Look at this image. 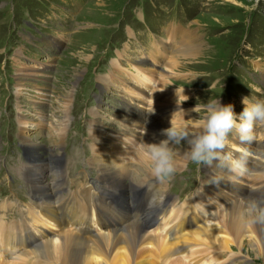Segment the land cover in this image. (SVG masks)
I'll use <instances>...</instances> for the list:
<instances>
[{"label": "rangeland", "instance_id": "rangeland-1", "mask_svg": "<svg viewBox=\"0 0 264 264\" xmlns=\"http://www.w3.org/2000/svg\"><path fill=\"white\" fill-rule=\"evenodd\" d=\"M182 8H185L188 18L180 16ZM156 10L165 15L162 20L170 23L171 28L180 25L188 28L187 31L184 30L185 34L192 33V38L201 49L199 54L201 59L196 60L197 58H187L178 54L183 50L184 34L165 27V23L163 25L155 23L156 35L151 34L153 39L144 40L148 35L144 32L143 36L142 29L145 28L140 26V21H137V17L140 19L142 16L138 14L142 12L144 16L153 20ZM61 13L68 17V24H71L73 29L70 36L68 29L64 30L61 27L63 25L60 24L55 25L53 20ZM67 17H64V20ZM136 25L140 26L136 31L139 30L144 38L139 39V42L134 40L135 32L128 29ZM158 41L165 42L160 46L166 51L172 48L170 49L172 55L168 58L166 56V61L165 57L158 54L159 50H155L152 46ZM139 43L143 44L145 49L148 46L151 48L147 53L143 51L142 53L154 63L148 64L149 73L154 75L141 72L144 65L142 61L130 60L136 57V52H139ZM115 48L124 50L118 52V49L116 54L118 53L120 57L124 54L125 56L123 60L117 59L120 68L119 71H115L117 75L113 78V86H106L101 79H104L113 68L116 60L108 59V56ZM116 54L112 55L116 56ZM257 61L264 63V0H0V221H2L0 235L7 223L15 222L21 229L24 226L30 227L32 219L28 211L36 200L25 180V172L21 169L24 163L29 162L26 146L22 144L21 139L22 116L30 115L33 119L27 125V133L31 135L30 141L46 149L40 153L43 159L50 160L53 151L59 154L55 149L60 139L49 136L47 126L53 125L50 122L61 121L60 117L65 107H67L65 110H69L65 119V125H68L67 136L60 155L63 161L62 168L66 174L64 193L73 195L77 208L70 207V209L77 210L94 203L92 200L96 193L93 191L92 195L87 196L84 190L90 185L99 188V183L96 181L97 173L91 167V158L95 150L90 146L95 127L92 124L96 119L93 113L98 111L102 113V120L106 123L102 132L114 136L115 128L120 125L119 122H114V117L126 111V101L122 91L126 90L125 84L127 89H131L128 83L134 82L135 76L142 78L144 83L141 84L147 87L154 81L150 87L163 99L158 98L156 100L158 105L155 104L153 107L161 109L171 103L169 107L179 108L177 112L174 111L168 116L173 115L172 120L179 124L178 126L184 127L190 139L196 134L195 127L202 124L205 114L203 105L209 99L220 100L222 105H233L237 116L245 107L242 102L245 97H249L250 103L264 99V90L257 89L242 77L241 72L249 65L254 66ZM28 66L36 70H29L28 80L20 81L22 70L29 68ZM254 69V74H262L255 66ZM261 69L264 70V66ZM262 75L264 77V74ZM110 86L112 90L108 91L107 88ZM177 88L184 89V93L182 91L180 94L179 104L178 99L174 100V97H177L175 94ZM128 93L131 96L129 91ZM98 95L100 98L95 99ZM184 95L188 97L186 101ZM166 97L172 99L163 101ZM65 100H67L66 104H64ZM196 104L202 106L200 113L191 111ZM158 122L161 123L160 120L155 123ZM38 123H42L44 128L40 129ZM253 135L255 138L246 143L255 149L259 143H264V126L255 127ZM227 142L225 146L229 154L234 155L233 151L237 152L240 156L239 160L225 161L228 153L225 150L226 155L220 157L218 153V158L211 164L195 163L188 158L181 165H175L174 175L164 182L167 185V193H170L169 202L175 205V211L185 208L183 205L189 201H199L204 198L202 195L204 190L207 192V188L212 185L209 174L213 171L211 168L214 165L221 166L224 174L232 176L233 185L249 187L251 183L257 184L247 170V166L242 164L243 161L252 167L253 160H258L257 156L243 148L233 147ZM20 145L25 151L21 150ZM176 146L185 152L189 150L187 140H182ZM234 162H238V166ZM67 168L69 172L71 171L70 175L67 173ZM159 184L160 182L155 179L141 189L145 191L144 194L152 197L148 205L151 204L149 205L151 208L158 205L156 208L161 210L166 200L157 203L159 198L150 195L151 192L158 194V188L155 186ZM238 192L240 189L236 194ZM134 193L124 194L128 198L127 203L116 204L117 210L123 209L136 214L141 206L138 201L144 198L139 191L135 190ZM2 217H5L7 223ZM152 218L153 215L149 218L150 222L146 223V230L159 234L160 231L155 230L156 219ZM134 219L136 218L127 217L128 221ZM22 221L26 224L24 225ZM92 228L86 230L87 233L83 236H94ZM106 229L112 230L114 227ZM236 248L232 246L234 253L223 251V253L206 255V252L199 253L200 249L206 250L200 247L188 264H196L200 256L203 257L200 260L205 261L206 264L225 262V264H264V249L260 257L252 248H243L242 252ZM182 253H178L180 258L183 256ZM185 255L187 259L189 254L185 253ZM231 255L233 256L230 257ZM230 260L233 263H230ZM180 261L182 262V259ZM8 262L11 261L6 263Z\"/></svg>", "mask_w": 264, "mask_h": 264}, {"label": "bare ground", "instance_id": "bare-ground-1", "mask_svg": "<svg viewBox=\"0 0 264 264\" xmlns=\"http://www.w3.org/2000/svg\"><path fill=\"white\" fill-rule=\"evenodd\" d=\"M186 33L184 32L182 42L183 50L178 54L187 58H197L196 60L201 59L199 45L192 38V33ZM158 59L159 57L157 61ZM147 60L148 63L152 62L150 58ZM125 61L127 60L125 59ZM142 63L144 65L141 72L154 75V73H149L148 64H145V61ZM152 64L154 63L152 62ZM262 66L264 63L256 62L257 68L260 69ZM119 68L117 63L114 64L112 77L117 75L115 71H119ZM29 70L35 71L36 69L32 67L23 69L21 72L23 74L19 76L20 81L28 80ZM103 81L108 86H113L111 76L104 78ZM124 81L126 82V80ZM141 83H144L142 78L137 76H135L134 82L128 83L133 89H128L131 96H129L130 99L127 100V104L130 106H133L131 104L135 102L141 105L146 104L147 92H145V88L147 86ZM111 86L107 88L108 91L112 90ZM66 102L67 100L64 104ZM168 105L171 106L172 104L169 103ZM169 106L161 109L152 107L151 110L153 113H159L166 117L168 114L179 110L177 107ZM65 109L67 107L64 108L60 117L62 119L57 121L58 123L48 120L53 124L51 127L47 126L48 135L53 136V139L55 137L60 139L55 149L58 150L59 154L57 155L54 151L50 152V160L43 159L44 157L42 158L43 155L40 153L46 149L30 141L31 135L27 133V125L33 120L31 116L24 115L20 119L22 144L26 146V154L29 160L28 164L24 163L21 169L25 172V180L36 200L28 211L29 217L32 219L30 227L24 226L21 229L17 224V226L12 224L5 226L4 231H2L0 235V264H188L200 247H204L206 250L200 249L199 253L206 252V255H209V253H223V251L234 253L232 246H236L239 252H242L243 248H252L253 251L258 252L257 256L261 257L262 249H264V143H259V146L254 149L245 142H241L235 133L228 136L227 141L231 142H227V144L243 148L257 156L258 160H253V174L251 173L257 184L251 183L249 187L233 185L232 176L224 174L221 166L214 165L211 168L213 171L209 174L212 185L207 188V192L204 190V194H202L204 198L199 201H189L185 208L178 211L174 210L173 203L165 204L158 214L160 218L157 216L154 224L155 230L160 232L154 234L146 230L145 223L147 220L138 214L134 216L136 218L134 220L128 221L123 214L118 219L115 216L113 203L116 200V192L121 194L127 192L132 194L133 192L135 194V190L148 186L150 181L156 179L151 172L152 164L145 155L148 150L147 146L167 139L161 133L171 123L168 121L165 123L151 122L143 126L131 120V122L127 121L120 114H117L114 117V122L120 123L115 128L116 133H119L120 136H109L102 132L106 124L102 120V113L94 112L93 115L96 119L92 124L95 127L91 136L93 142L90 146H93L94 148H92L95 150L92 149L94 154L91 158V167L97 173L96 181L99 183L100 189L95 193L102 199L76 210L70 209V205L74 204L72 194L64 193L66 174L62 168L63 161L60 154L65 144L68 128V125H65V119L69 110ZM197 117L200 118L199 114ZM37 126L40 129L44 128L42 123H38ZM142 126L144 133L140 134L139 128ZM194 131H196L195 135L200 134L203 131L202 124H198ZM136 134H139L137 138L135 137ZM123 137L127 138L124 139ZM169 148L173 153L175 165H181L183 161H187L189 150L183 151L182 148L176 146V143L175 145L170 143ZM225 150L228 152L226 146L219 152L220 157L226 155ZM229 153L225 156V161L226 159H228L227 161L239 160L240 156L237 152L233 151L234 155ZM78 159L76 160L78 161ZM242 163L244 162L242 161ZM70 172L67 168V173ZM88 189L91 193L87 196H90L94 191V186L90 185ZM238 189L240 192L236 194ZM157 190L158 194L155 195L154 191L150 194L159 198L157 203L164 200L169 203L170 193H167V185L161 183ZM144 200L149 201V199ZM154 208L156 207L149 208V211H153ZM204 208L207 209V212L204 211ZM22 223L26 224L25 221ZM112 227H114L112 230L106 229ZM90 228H92L94 236L84 237L83 235L87 233L86 230ZM164 229L166 231H163ZM75 231L76 233H74ZM180 252H183L181 258L178 256ZM185 253L189 254L187 259ZM201 258L203 257L200 256ZM200 259L199 261L196 259V264H206ZM7 261L11 262L6 263ZM230 263H233L232 260Z\"/></svg>", "mask_w": 264, "mask_h": 264}, {"label": "clouds", "instance_id": "clouds-1", "mask_svg": "<svg viewBox=\"0 0 264 264\" xmlns=\"http://www.w3.org/2000/svg\"><path fill=\"white\" fill-rule=\"evenodd\" d=\"M182 91L184 93V89L177 88L176 90L178 104ZM185 97L184 101L188 99L187 96ZM242 102L245 107L237 116L233 105H222L220 100L209 99L203 105L205 113L202 119L203 131L190 139L188 132L172 120L171 127L162 130L161 133L167 139L147 146L148 150L145 155L152 164V175L160 183L166 182L174 175L176 167L173 153L169 148L170 143L179 144L182 140H187L188 158L195 163L211 164L214 159L218 158V153L224 149L230 133L234 132L238 135L241 142H251L255 138L254 128L264 126V99L250 103L249 97H245ZM201 110V104H196L191 109L195 113H200ZM234 164L238 166V162Z\"/></svg>", "mask_w": 264, "mask_h": 264}]
</instances>
